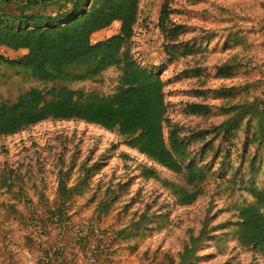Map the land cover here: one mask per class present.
<instances>
[{"label":"rangeland","instance_id":"rangeland-1","mask_svg":"<svg viewBox=\"0 0 264 264\" xmlns=\"http://www.w3.org/2000/svg\"><path fill=\"white\" fill-rule=\"evenodd\" d=\"M164 4L168 25L188 30L176 46L159 26ZM54 11V5L45 10ZM116 31L112 24L92 41ZM185 43L193 53L183 54ZM130 47L142 66L161 69L165 136L177 130L188 143V162L207 170L206 179L187 186L184 174L85 121L49 118L0 136V264H264V254L241 246L234 233L236 207L251 203L247 189L264 181V135L238 110L254 99L264 102V0H138ZM0 53L17 60L26 51L3 47ZM120 75L111 67L70 86L111 94ZM50 86L19 67L0 65V104ZM232 116L239 119L226 132L222 124ZM141 166L155 168L157 177H142ZM172 184L199 195L183 205ZM73 187L67 207L56 203ZM100 203L106 211H98ZM192 238L200 242L196 255L182 262Z\"/></svg>","mask_w":264,"mask_h":264},{"label":"trees","instance_id":"trees-1","mask_svg":"<svg viewBox=\"0 0 264 264\" xmlns=\"http://www.w3.org/2000/svg\"><path fill=\"white\" fill-rule=\"evenodd\" d=\"M51 5L55 6V11L45 12ZM37 7H42L43 12ZM169 14L164 4L159 26L164 39L176 46L177 40L188 30L183 25H168ZM137 18L138 0H0V48L26 51L17 60L0 53V65L19 67L42 83L51 84L45 89L30 88L14 102L0 104V136L14 135L49 118L85 121L117 132L126 140V145L160 167L174 174H184L187 186L195 187L204 181L207 170L188 162L187 141L182 140L175 129H169L165 136L166 83L161 78V69L155 71L142 66L130 47ZM116 22L119 23L116 33L92 41L96 33ZM182 48L185 55L194 52L186 43ZM111 67L121 70L119 85L111 94L85 93L70 86L94 78ZM194 108L202 114L207 112ZM238 110L239 117L256 120L258 131L264 135L262 100L244 103ZM227 118L222 124L226 132L235 128L239 119L238 116ZM140 170L146 179L158 175L155 168L141 166ZM1 186L9 188V185ZM170 186L183 205L193 203L199 195L198 190L189 193L183 186ZM74 188L68 189L69 193H60L56 203L65 202L67 207ZM59 190L63 192L66 187L60 183ZM247 190L253 201L236 207L238 221L234 223V233L241 246L264 254V181ZM97 208L104 212L107 205L100 203ZM57 214L60 213L57 211ZM197 239L192 238L183 249L182 262L195 257L200 243Z\"/></svg>","mask_w":264,"mask_h":264},{"label":"crops","instance_id":"crops-1","mask_svg":"<svg viewBox=\"0 0 264 264\" xmlns=\"http://www.w3.org/2000/svg\"><path fill=\"white\" fill-rule=\"evenodd\" d=\"M106 30H107V29H106ZM117 30H118V25H117ZM103 31H104V30H103ZM101 32H102V31H101ZM116 32H117V31H116ZM99 33H100V32H99ZM96 34H97V33H96ZM96 34H95V35H96ZM111 34H112V33H109L108 35H106V37L110 36ZM95 35H94V36H95ZM99 40H100V39H99ZM96 41H97V40H96Z\"/></svg>","mask_w":264,"mask_h":264},{"label":"bare ground","instance_id":"bare-ground-1","mask_svg":"<svg viewBox=\"0 0 264 264\" xmlns=\"http://www.w3.org/2000/svg\"><path fill=\"white\" fill-rule=\"evenodd\" d=\"M117 24L116 25H118L119 23L118 22H116Z\"/></svg>","mask_w":264,"mask_h":264}]
</instances>
